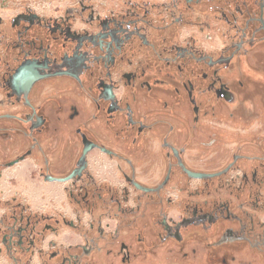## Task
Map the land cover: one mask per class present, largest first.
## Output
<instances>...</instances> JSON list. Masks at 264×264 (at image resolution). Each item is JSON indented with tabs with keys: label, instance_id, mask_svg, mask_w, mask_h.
Segmentation results:
<instances>
[{
	"label": "flooded vegetation",
	"instance_id": "obj_1",
	"mask_svg": "<svg viewBox=\"0 0 264 264\" xmlns=\"http://www.w3.org/2000/svg\"><path fill=\"white\" fill-rule=\"evenodd\" d=\"M0 19V264H264V0H68Z\"/></svg>",
	"mask_w": 264,
	"mask_h": 264
},
{
	"label": "rangeland",
	"instance_id": "obj_2",
	"mask_svg": "<svg viewBox=\"0 0 264 264\" xmlns=\"http://www.w3.org/2000/svg\"><path fill=\"white\" fill-rule=\"evenodd\" d=\"M96 1L112 2L113 0ZM69 3L71 2L68 0H0V19H10L25 5H34L39 11H52L54 9L62 8Z\"/></svg>",
	"mask_w": 264,
	"mask_h": 264
}]
</instances>
